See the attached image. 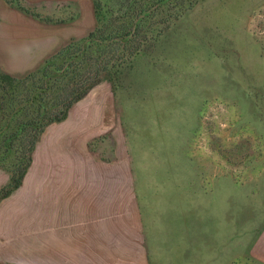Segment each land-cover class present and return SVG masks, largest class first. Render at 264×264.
<instances>
[{"label": "rangeland", "instance_id": "rangeland-1", "mask_svg": "<svg viewBox=\"0 0 264 264\" xmlns=\"http://www.w3.org/2000/svg\"><path fill=\"white\" fill-rule=\"evenodd\" d=\"M95 1L21 3L69 26L55 53L91 52ZM166 3L148 50L104 72L30 151L12 134L30 117L21 90L0 80V188L30 156L0 198V264H78L57 244L89 245L84 264H264V0Z\"/></svg>", "mask_w": 264, "mask_h": 264}, {"label": "trees", "instance_id": "trees-1", "mask_svg": "<svg viewBox=\"0 0 264 264\" xmlns=\"http://www.w3.org/2000/svg\"><path fill=\"white\" fill-rule=\"evenodd\" d=\"M195 1L178 0L176 11L192 6ZM166 2L167 0H120L117 10H108V13L101 14V3L96 0L98 22L87 36L93 46L91 52L81 51L80 45L69 42L51 54L45 65L23 77L0 69V80L5 82L2 88H20L18 102L24 103V115H30L25 124L16 123V128L12 132L17 136L20 150L30 151L45 125L64 118L68 108L99 81L110 67L122 65L135 53L148 50L153 32L158 34L165 29L171 15ZM17 4L37 14L20 1H17ZM34 99L37 100L36 106L32 104ZM28 105H32L31 111H26ZM25 150H23L24 156L26 155L25 164L20 165V160L16 156L17 161L13 163L15 167L12 169L10 179L0 188V198L8 195L21 183L30 159Z\"/></svg>", "mask_w": 264, "mask_h": 264}, {"label": "crops", "instance_id": "crops-1", "mask_svg": "<svg viewBox=\"0 0 264 264\" xmlns=\"http://www.w3.org/2000/svg\"><path fill=\"white\" fill-rule=\"evenodd\" d=\"M36 5L45 4L54 6L59 0H17ZM16 0L9 2L0 0V69L13 75H24L41 63L53 53L71 35L68 25H57L53 21H45L39 16L31 14L19 7ZM67 1V0H62ZM52 9V10H53ZM41 12V8L39 9ZM38 11V10H37ZM51 9H45L49 12ZM39 12V11H38ZM75 131V130H74ZM80 132L79 129L76 133ZM98 195H93L97 197ZM99 197V196H98ZM76 199H74L75 201ZM66 201H69L67 199ZM82 219L89 220L91 208L90 195L81 198ZM92 204H94L92 202ZM98 209V213H99ZM66 230L65 234H69ZM84 234V231H82ZM73 248V252H71ZM56 254H66L65 260L84 264L89 262V245L75 244L74 246L55 245ZM71 253L75 254L74 256ZM52 255V256H53ZM63 260L62 255L53 256V259ZM143 264V262H142Z\"/></svg>", "mask_w": 264, "mask_h": 264}]
</instances>
